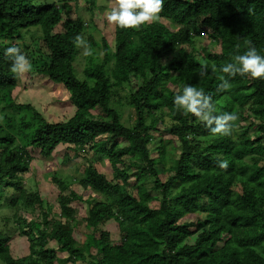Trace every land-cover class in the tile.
Here are the masks:
<instances>
[{
    "label": "trees",
    "instance_id": "obj_1",
    "mask_svg": "<svg viewBox=\"0 0 264 264\" xmlns=\"http://www.w3.org/2000/svg\"><path fill=\"white\" fill-rule=\"evenodd\" d=\"M97 1L85 0L84 6L93 14L101 10ZM79 5L0 0V207L6 201L16 217L39 211L30 220L18 217L28 254L14 256L12 238L0 233V259L264 264V78L229 77L231 88L218 91V77L225 75L220 69L232 62L237 45L239 54L255 47L264 56V0H164L159 20L138 30L114 26V46L104 39L102 61L89 58L82 77L75 67L82 48L74 38L84 37L88 25ZM203 37L210 47L199 52L196 39ZM88 40L98 46L92 36ZM13 45L31 61L30 74L66 89L75 108L71 118L49 123L31 104L14 99L21 80L5 55ZM202 67L208 72L203 80ZM188 84L212 97L216 114L236 113L230 135L212 133L176 108L174 98ZM116 105L128 106L127 121ZM29 113L37 123L29 122ZM60 146L75 157L104 155L113 174L109 179L88 163L75 179L100 201H84L73 184L54 174L60 190L56 215L39 191L26 187L24 176L33 161L30 150L49 159ZM219 159L227 169L217 166ZM82 202L87 216L79 220L74 204ZM83 221L88 235L81 243L76 234ZM111 222L116 237L102 230Z\"/></svg>",
    "mask_w": 264,
    "mask_h": 264
},
{
    "label": "rangeland",
    "instance_id": "obj_2",
    "mask_svg": "<svg viewBox=\"0 0 264 264\" xmlns=\"http://www.w3.org/2000/svg\"><path fill=\"white\" fill-rule=\"evenodd\" d=\"M85 0H80V13L82 18L86 21L88 28L84 36L87 44L89 42L88 36H92L93 40L98 44L88 46L91 49L90 55H84L83 49L81 53L77 56L75 67L78 71L80 77L83 75V70L89 66V58L94 59V63H99L103 58V48L102 42L104 39L107 40L109 46L112 48L114 46L113 31L114 25H110L105 17V12L108 11L113 3V0H98L97 5L101 8L100 11L92 12L88 7L84 6ZM159 20V18L154 21ZM153 21V22H154ZM34 34L32 31L27 37L26 41L29 43L31 35ZM197 51H205L210 47L208 40L206 38H197ZM20 86L14 93V99L21 104H31L39 114L49 123H58L63 122L71 118L75 113V108L71 103H69V96L66 89L61 85H55L52 82L48 81L42 76H37L34 74L27 73L22 78L20 77ZM122 94H124L122 92ZM116 108L119 112L122 113L123 121H127L128 115L131 113L126 105H116ZM9 116H13V112L10 110L5 112ZM94 115H98L100 112L96 110L93 112ZM17 115V114H16ZM2 116V115H1ZM18 117V116H17ZM2 118L0 117V120ZM29 122L33 119L32 123H37L38 118L32 116L31 113L28 114ZM0 124L3 125L2 121ZM8 131V130H7ZM18 143L22 145L24 143L18 137ZM159 143V139L153 143L155 146ZM31 152L33 161L30 163V172L27 173L25 178V185L28 189L33 191H39L43 198L51 203L53 211L56 215L59 213V206L57 201V196L60 192L57 184L53 182L54 174H57V177L65 178V182H70L73 184V190L80 196H83V200L88 199L93 200L91 197L97 201L101 200V197H94L92 191H84L80 185L76 182L75 179L81 176V171L84 168V165L91 163L100 173L106 175L109 179L112 177V169L107 158L104 155L95 154L90 152V154L75 157L73 152H70L67 146H60L49 159H44L40 156V153L36 150ZM70 154V156L68 155ZM67 157L69 161L66 163ZM10 198V197H9ZM7 200V199H6ZM9 200V199H8ZM78 214L77 217L79 220H84L87 216V205L86 203H77L74 204ZM39 211L34 214H26L25 212L18 213L16 217L15 212L9 210L6 206V201H3L2 206L0 207V233L6 237L12 238L11 240V251L14 256L21 257L28 254V241L25 237L19 234V221L18 217H23L27 220L37 218ZM84 221L80 224V232L76 234V238L79 242H86V235L88 231L84 228ZM116 226L114 222L109 223L107 226L103 227L102 230H106L112 233L116 237ZM53 248L56 247L55 244H51ZM0 264L4 262L0 259ZM62 264V263H58ZM78 264H87L84 262H79Z\"/></svg>",
    "mask_w": 264,
    "mask_h": 264
},
{
    "label": "clouds",
    "instance_id": "obj_3",
    "mask_svg": "<svg viewBox=\"0 0 264 264\" xmlns=\"http://www.w3.org/2000/svg\"><path fill=\"white\" fill-rule=\"evenodd\" d=\"M163 4L164 0H113L111 8L104 15L110 25L121 29L138 30L142 25L158 18L163 10ZM74 43L76 47L83 49L84 55L91 54V49L83 36L77 35ZM236 47L237 54L232 56V62L226 63L220 69L225 75L218 77L221 81L218 91L223 92L231 88L229 77L248 75L254 79L264 78V56L260 55L255 47L249 48L243 54H239V45ZM5 55L12 59L10 70L17 77L22 78L31 72V61L20 47L16 45L8 47ZM198 75L203 80L208 75L207 68L202 67ZM174 104L178 110H183L185 115L191 114L215 134L230 135L232 122L238 118L234 112L216 114L212 97L191 84L185 85L182 92L175 96ZM217 166L227 169L228 162L219 159Z\"/></svg>",
    "mask_w": 264,
    "mask_h": 264
}]
</instances>
